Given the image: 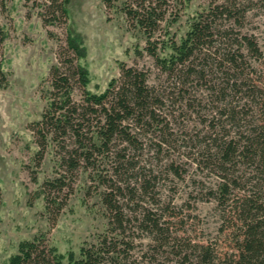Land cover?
I'll use <instances>...</instances> for the list:
<instances>
[{"label": "trees", "instance_id": "trees-1", "mask_svg": "<svg viewBox=\"0 0 264 264\" xmlns=\"http://www.w3.org/2000/svg\"><path fill=\"white\" fill-rule=\"evenodd\" d=\"M101 1L145 38L134 53L150 56L167 84H149L148 70L120 62L118 76L92 92L79 62L83 48L68 35L62 58L49 71L47 107L30 130L38 138L37 154L52 142L60 156L62 173L45 182L49 192L61 191L79 168L97 173L112 236L78 252H60L42 236L23 239L5 264H264V52L253 35L241 32L249 11L264 15V0H208L188 17L179 38L170 28L190 0ZM42 16L54 23L66 19L67 10L49 0ZM0 75L4 81L1 69ZM75 87L82 91L79 101L72 97ZM167 100L196 113L207 107L211 115L202 120L203 136L189 137L195 142L192 161L217 178L222 223L215 242H194L176 228V212L166 208L161 214L142 203L156 180L140 165L145 145L158 154L177 141ZM132 221L153 242L134 259L127 239Z\"/></svg>", "mask_w": 264, "mask_h": 264}, {"label": "rangeland", "instance_id": "rangeland-1", "mask_svg": "<svg viewBox=\"0 0 264 264\" xmlns=\"http://www.w3.org/2000/svg\"><path fill=\"white\" fill-rule=\"evenodd\" d=\"M54 2H62L67 10L66 19L54 23L45 22L42 16L49 0L0 2V26L4 30L0 43L4 76L2 81L0 75V264L6 263L23 239L42 236L60 252H78L82 245L96 244L105 234L112 236L107 232L108 212L101 198L105 187L97 173L79 168L72 176L67 175V185L61 191L49 192L45 182L62 173L60 156L52 142L37 154L38 138L30 130L47 107L49 71L62 58L67 36L74 37L83 48L79 62L88 72L87 88L92 92L103 91L110 79L118 76L120 62L148 70L149 84H167L150 56L135 55V47L143 48L145 38L128 29L121 13L106 8L101 0ZM207 4L208 0H190L171 32L177 38L183 35L188 17ZM241 32L253 35L264 52L262 11H249ZM81 96V89L75 87L73 99L79 101ZM165 107L166 114L174 115L170 126L177 141L158 154L150 144L145 145L140 165L156 180L151 193L143 195L142 203L159 208L161 214H167L166 208L176 212V228L194 242H215L222 223L215 202L217 178L192 161L195 142L189 137L201 138L207 130L202 120L211 115L207 107L196 113L178 108L169 100ZM47 197L55 203H49ZM131 226L127 239L133 244L129 258L134 259L153 242L148 233L133 227V221Z\"/></svg>", "mask_w": 264, "mask_h": 264}]
</instances>
